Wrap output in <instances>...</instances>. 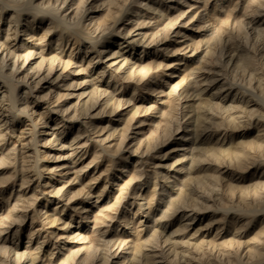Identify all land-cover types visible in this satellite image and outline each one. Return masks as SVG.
Wrapping results in <instances>:
<instances>
[{"label":"rangeland","instance_id":"obj_1","mask_svg":"<svg viewBox=\"0 0 264 264\" xmlns=\"http://www.w3.org/2000/svg\"><path fill=\"white\" fill-rule=\"evenodd\" d=\"M0 264H264V0H0Z\"/></svg>","mask_w":264,"mask_h":264},{"label":"bare ground","instance_id":"obj_2","mask_svg":"<svg viewBox=\"0 0 264 264\" xmlns=\"http://www.w3.org/2000/svg\"><path fill=\"white\" fill-rule=\"evenodd\" d=\"M117 23V22H116ZM13 67V66H12ZM244 147V146H243ZM245 149V148H244ZM36 153V152H35ZM241 153V152H240ZM239 154V153H238Z\"/></svg>","mask_w":264,"mask_h":264}]
</instances>
